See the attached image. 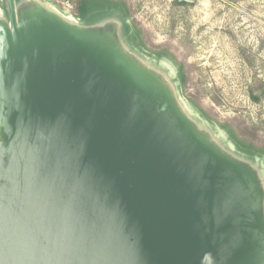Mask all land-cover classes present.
<instances>
[{"label": "water", "instance_id": "obj_1", "mask_svg": "<svg viewBox=\"0 0 264 264\" xmlns=\"http://www.w3.org/2000/svg\"><path fill=\"white\" fill-rule=\"evenodd\" d=\"M107 1L102 22L1 0L0 264H264V147Z\"/></svg>", "mask_w": 264, "mask_h": 264}, {"label": "rangeland", "instance_id": "obj_2", "mask_svg": "<svg viewBox=\"0 0 264 264\" xmlns=\"http://www.w3.org/2000/svg\"><path fill=\"white\" fill-rule=\"evenodd\" d=\"M43 1L65 20L78 16L85 2ZM119 1L127 6L147 49L166 50L181 65L183 97L204 107L216 122L233 126L239 137L264 147V0ZM15 3L21 16L33 10L31 0ZM114 3L89 1L82 14L107 22L119 15L114 12L120 5ZM99 24L106 43L116 46L119 28Z\"/></svg>", "mask_w": 264, "mask_h": 264}, {"label": "trees", "instance_id": "obj_3", "mask_svg": "<svg viewBox=\"0 0 264 264\" xmlns=\"http://www.w3.org/2000/svg\"><path fill=\"white\" fill-rule=\"evenodd\" d=\"M78 10H79L80 13H84V10H85V2L84 1L82 2V5H79V9Z\"/></svg>", "mask_w": 264, "mask_h": 264}, {"label": "flooded vegetation", "instance_id": "obj_4", "mask_svg": "<svg viewBox=\"0 0 264 264\" xmlns=\"http://www.w3.org/2000/svg\"><path fill=\"white\" fill-rule=\"evenodd\" d=\"M180 2H182V3H186V0H182V1H180ZM82 5V4H81Z\"/></svg>", "mask_w": 264, "mask_h": 264}]
</instances>
